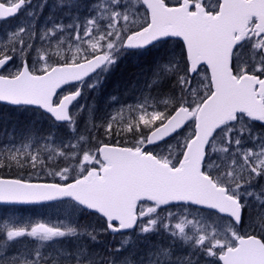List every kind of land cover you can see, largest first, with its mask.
<instances>
[{
  "label": "snow or ice",
  "instance_id": "snow-or-ice-1",
  "mask_svg": "<svg viewBox=\"0 0 264 264\" xmlns=\"http://www.w3.org/2000/svg\"><path fill=\"white\" fill-rule=\"evenodd\" d=\"M7 113L0 264H264V0H0Z\"/></svg>",
  "mask_w": 264,
  "mask_h": 264
},
{
  "label": "rangeland",
  "instance_id": "rangeland-1",
  "mask_svg": "<svg viewBox=\"0 0 264 264\" xmlns=\"http://www.w3.org/2000/svg\"><path fill=\"white\" fill-rule=\"evenodd\" d=\"M47 12V10H46ZM137 61L128 60L123 63V66H121L109 79L108 84L105 87L104 96H107L108 94L114 92L117 90L118 86L122 88L125 81L131 79L132 73L130 74L125 73V69H136ZM130 99V98H128ZM17 114L15 119H12L11 122L4 126L0 127H7L11 128L12 125H16L19 127L23 122H25V117L21 114ZM43 127H47V125H43ZM16 215L21 218H45V217H55L57 215H60V213H57L54 208L49 204H38V205H6V207L0 206V218L9 216V215Z\"/></svg>",
  "mask_w": 264,
  "mask_h": 264
},
{
  "label": "trees",
  "instance_id": "trees-1",
  "mask_svg": "<svg viewBox=\"0 0 264 264\" xmlns=\"http://www.w3.org/2000/svg\"><path fill=\"white\" fill-rule=\"evenodd\" d=\"M121 66H123V64H121ZM124 69H125V73H128V74H130L131 72H134L136 70V69H126L125 67H124ZM16 116H17V114H15V113H7L5 118L0 119V126H4V125L8 124L9 122L12 121V119H15Z\"/></svg>",
  "mask_w": 264,
  "mask_h": 264
},
{
  "label": "water",
  "instance_id": "water-1",
  "mask_svg": "<svg viewBox=\"0 0 264 264\" xmlns=\"http://www.w3.org/2000/svg\"><path fill=\"white\" fill-rule=\"evenodd\" d=\"M17 206H20V205H17Z\"/></svg>",
  "mask_w": 264,
  "mask_h": 264
}]
</instances>
